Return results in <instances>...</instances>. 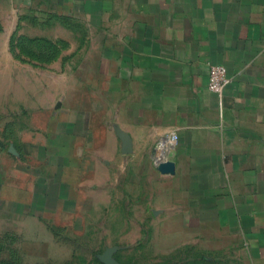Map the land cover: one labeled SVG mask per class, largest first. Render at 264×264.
<instances>
[{"label":"crops","instance_id":"0c3cea01","mask_svg":"<svg viewBox=\"0 0 264 264\" xmlns=\"http://www.w3.org/2000/svg\"><path fill=\"white\" fill-rule=\"evenodd\" d=\"M44 1L85 29L68 88L77 95L33 119L39 136L14 152L9 201L74 220L82 205L118 195L120 173L141 163L149 172L150 157L166 151L176 163L175 219L223 241L208 238L190 264H264V0ZM213 64L230 77L220 96L208 89Z\"/></svg>","mask_w":264,"mask_h":264},{"label":"rangeland","instance_id":"374dc122","mask_svg":"<svg viewBox=\"0 0 264 264\" xmlns=\"http://www.w3.org/2000/svg\"><path fill=\"white\" fill-rule=\"evenodd\" d=\"M78 19L44 0H0V264H103L100 256L110 248H118L114 258L122 264H190L193 252L206 253L211 237L191 234L198 221L175 219L176 163L166 151L150 157L149 172L140 162L135 171L120 173L118 195L105 198L110 203L82 205L85 211L74 220L45 218L41 204L9 201L12 171L21 163L14 152L39 136L33 119L77 95L68 88L79 78L78 38L85 29ZM166 162L174 164L172 172L160 170ZM213 238L211 244H223L222 237Z\"/></svg>","mask_w":264,"mask_h":264},{"label":"built area","instance_id":"2783aa9c","mask_svg":"<svg viewBox=\"0 0 264 264\" xmlns=\"http://www.w3.org/2000/svg\"><path fill=\"white\" fill-rule=\"evenodd\" d=\"M229 84L230 77L228 74V69L223 65H210L208 83L209 91L220 96L224 93L225 89L228 87ZM175 141H177V136L172 137L170 145L172 146ZM167 146L169 145L164 143V145L160 148L162 151H164L169 148Z\"/></svg>","mask_w":264,"mask_h":264},{"label":"water","instance_id":"95a60500","mask_svg":"<svg viewBox=\"0 0 264 264\" xmlns=\"http://www.w3.org/2000/svg\"><path fill=\"white\" fill-rule=\"evenodd\" d=\"M59 106H60V104H59ZM118 135H119V137L123 143V150H122L123 153L124 154H130L132 152V141H131L129 135H127L126 133H124L122 131H119ZM159 168L164 173L172 172L173 168H174V164L169 163V162L162 163ZM117 250H118V248H110V249L106 250L105 253L100 256L101 262L103 264H122L114 258V253Z\"/></svg>","mask_w":264,"mask_h":264}]
</instances>
